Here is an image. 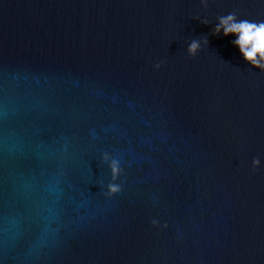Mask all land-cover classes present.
Returning <instances> with one entry per match:
<instances>
[{"label": "water", "instance_id": "1", "mask_svg": "<svg viewBox=\"0 0 264 264\" xmlns=\"http://www.w3.org/2000/svg\"><path fill=\"white\" fill-rule=\"evenodd\" d=\"M233 13L264 0H0V264H264V71L215 34Z\"/></svg>", "mask_w": 264, "mask_h": 264}, {"label": "clouds", "instance_id": "2", "mask_svg": "<svg viewBox=\"0 0 264 264\" xmlns=\"http://www.w3.org/2000/svg\"><path fill=\"white\" fill-rule=\"evenodd\" d=\"M204 2V0H202ZM203 23H207L204 21ZM223 31L225 36L229 34H234L236 39L232 43L238 46L240 53L244 59L250 63L253 67H257L264 71V22H250L248 20H237L235 14H228L219 18V22L215 27V34H219ZM207 44V37L204 40ZM201 48V43L199 40H193L188 45L187 52L189 56H195ZM157 63L154 65L155 68H160L161 64ZM103 158L106 161L110 160L109 167L111 169L112 180L115 181L120 175L122 169L120 167V162L109 157L107 153L103 154ZM253 168L255 169L259 164V158H254L252 161ZM108 195L117 193L120 191V185L116 183L108 184ZM155 224L156 221H153Z\"/></svg>", "mask_w": 264, "mask_h": 264}]
</instances>
